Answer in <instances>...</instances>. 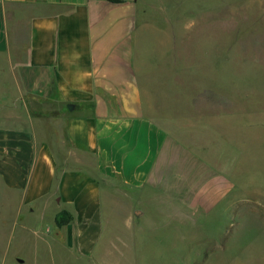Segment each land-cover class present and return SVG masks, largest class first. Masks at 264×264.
<instances>
[{
    "label": "crops",
    "instance_id": "crops-1",
    "mask_svg": "<svg viewBox=\"0 0 264 264\" xmlns=\"http://www.w3.org/2000/svg\"><path fill=\"white\" fill-rule=\"evenodd\" d=\"M180 1L0 0V182L16 202L5 218L16 233L91 254L103 197L116 194L186 210L187 222L222 209L242 217V189L220 163V119L191 114L173 133L152 115L181 111L156 98L180 94L178 50L211 28L195 32ZM63 211L73 219L60 228Z\"/></svg>",
    "mask_w": 264,
    "mask_h": 264
},
{
    "label": "rangeland",
    "instance_id": "rangeland-1",
    "mask_svg": "<svg viewBox=\"0 0 264 264\" xmlns=\"http://www.w3.org/2000/svg\"><path fill=\"white\" fill-rule=\"evenodd\" d=\"M180 2L195 32L211 28L203 37L196 35L193 47L178 50L180 94L156 98L181 111L152 115L173 133L181 126L186 130L191 114L220 119L227 141L221 143L226 160L220 163L242 189V217L222 209L187 222L183 209L123 202L122 194L112 204L104 195V235L97 251L52 252L48 240L16 233L13 222L6 224L16 202L0 182V264H264V0ZM219 24L222 29L215 31ZM191 105L207 112H186ZM176 214L183 220L169 218Z\"/></svg>",
    "mask_w": 264,
    "mask_h": 264
},
{
    "label": "trees",
    "instance_id": "trees-1",
    "mask_svg": "<svg viewBox=\"0 0 264 264\" xmlns=\"http://www.w3.org/2000/svg\"><path fill=\"white\" fill-rule=\"evenodd\" d=\"M114 2H120V0H112ZM72 215L66 211H63L61 213H59L56 216V224L58 227H63L68 225L71 221H72Z\"/></svg>",
    "mask_w": 264,
    "mask_h": 264
},
{
    "label": "water",
    "instance_id": "water-1",
    "mask_svg": "<svg viewBox=\"0 0 264 264\" xmlns=\"http://www.w3.org/2000/svg\"><path fill=\"white\" fill-rule=\"evenodd\" d=\"M136 215H137V216H141L142 213H141V212H137Z\"/></svg>",
    "mask_w": 264,
    "mask_h": 264
}]
</instances>
